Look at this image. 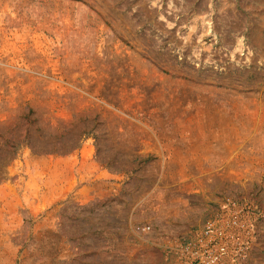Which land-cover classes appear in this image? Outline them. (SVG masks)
I'll use <instances>...</instances> for the list:
<instances>
[{
	"label": "rangeland",
	"instance_id": "1",
	"mask_svg": "<svg viewBox=\"0 0 264 264\" xmlns=\"http://www.w3.org/2000/svg\"><path fill=\"white\" fill-rule=\"evenodd\" d=\"M229 202L264 264V0H0V264H171Z\"/></svg>",
	"mask_w": 264,
	"mask_h": 264
},
{
	"label": "built area",
	"instance_id": "2",
	"mask_svg": "<svg viewBox=\"0 0 264 264\" xmlns=\"http://www.w3.org/2000/svg\"><path fill=\"white\" fill-rule=\"evenodd\" d=\"M243 207L225 204L194 237L174 250L171 264H244L253 235V224Z\"/></svg>",
	"mask_w": 264,
	"mask_h": 264
}]
</instances>
